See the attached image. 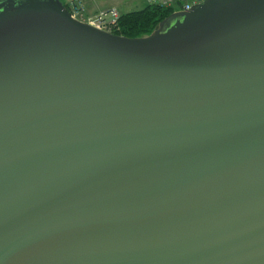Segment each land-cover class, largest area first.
I'll return each mask as SVG.
<instances>
[{
	"label": "water",
	"instance_id": "water-1",
	"mask_svg": "<svg viewBox=\"0 0 264 264\" xmlns=\"http://www.w3.org/2000/svg\"><path fill=\"white\" fill-rule=\"evenodd\" d=\"M0 264H264V0H0Z\"/></svg>",
	"mask_w": 264,
	"mask_h": 264
},
{
	"label": "built area",
	"instance_id": "built-area-1",
	"mask_svg": "<svg viewBox=\"0 0 264 264\" xmlns=\"http://www.w3.org/2000/svg\"><path fill=\"white\" fill-rule=\"evenodd\" d=\"M63 4L69 11L70 15L80 21L86 22L96 28L111 33H116L120 12L116 8L100 10L99 12L88 15L83 0H62ZM145 4H154L163 7L175 6L177 11H187L193 5L200 3L202 0H144ZM117 34V33H116Z\"/></svg>",
	"mask_w": 264,
	"mask_h": 264
},
{
	"label": "trees",
	"instance_id": "trees-1",
	"mask_svg": "<svg viewBox=\"0 0 264 264\" xmlns=\"http://www.w3.org/2000/svg\"><path fill=\"white\" fill-rule=\"evenodd\" d=\"M175 10V6L163 7L146 4L140 10L123 12L120 14L118 28L115 32L132 38L150 35Z\"/></svg>",
	"mask_w": 264,
	"mask_h": 264
},
{
	"label": "rangeland",
	"instance_id": "rangeland-1",
	"mask_svg": "<svg viewBox=\"0 0 264 264\" xmlns=\"http://www.w3.org/2000/svg\"><path fill=\"white\" fill-rule=\"evenodd\" d=\"M106 3H112L110 8H116L120 14L123 12H129V11H137L142 9L146 4L144 0H105ZM107 8V9H110ZM107 9H102V10H107Z\"/></svg>",
	"mask_w": 264,
	"mask_h": 264
},
{
	"label": "crops",
	"instance_id": "crops-1",
	"mask_svg": "<svg viewBox=\"0 0 264 264\" xmlns=\"http://www.w3.org/2000/svg\"><path fill=\"white\" fill-rule=\"evenodd\" d=\"M85 3L86 12L88 15H93L102 9L113 7L112 3H106L105 0H83ZM115 8V7H114Z\"/></svg>",
	"mask_w": 264,
	"mask_h": 264
}]
</instances>
